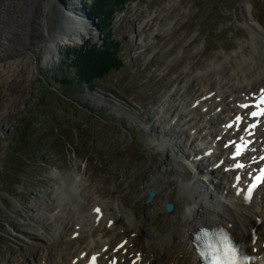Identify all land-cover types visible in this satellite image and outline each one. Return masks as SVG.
<instances>
[{"label": "rangeland", "instance_id": "obj_1", "mask_svg": "<svg viewBox=\"0 0 264 264\" xmlns=\"http://www.w3.org/2000/svg\"><path fill=\"white\" fill-rule=\"evenodd\" d=\"M85 3L97 17L100 35H91L79 46L62 47L54 67L47 68L36 58L31 67L0 77V121L8 126L0 137V264H28L38 254L66 255L69 241L81 240L55 237L52 218L43 219L29 209L19 227L39 240L32 244L13 234L12 220L23 211L15 207V199L45 207L50 198L42 191L56 181V170L85 174L88 186L110 201L111 210L119 199L141 225L148 226L152 218L156 230L167 232L172 223L165 208L152 217L146 214L163 201L150 204L153 185L144 183L157 164L172 167V184L178 171L171 163L176 158L155 151L153 133L148 136L142 122L152 124L155 117H163L158 106L177 79L196 76L212 58L224 61L242 50L251 35L245 5L250 6L254 21L264 25V0H117L105 8L103 17L94 0ZM87 43L96 51L114 45L118 67L104 68L102 76L93 78L83 74L84 79L77 66L90 70L105 63L97 54L92 56L94 63L80 62ZM245 53L250 55L249 50ZM116 222L115 228L125 229V238L142 249V234L128 227L123 216ZM105 227L113 232L111 225ZM161 233L160 239L169 242Z\"/></svg>", "mask_w": 264, "mask_h": 264}, {"label": "bare ground", "instance_id": "obj_2", "mask_svg": "<svg viewBox=\"0 0 264 264\" xmlns=\"http://www.w3.org/2000/svg\"><path fill=\"white\" fill-rule=\"evenodd\" d=\"M65 3L67 6L62 0H0V77L4 72L14 75L31 67L36 58L47 68L54 67L60 61L62 47L79 46L96 35V24L76 12L81 9L84 13L83 1L65 0ZM244 10L251 35L242 43L241 51L225 58L226 62L231 60L230 65L215 57L202 65L196 76L177 79L158 106L163 117H155L152 124L142 122L148 136L153 133L150 136L153 144L149 140L155 151L176 158L171 163L178 171L172 184L169 179L172 167L157 164L153 165L149 181L144 183V186L152 183L150 191L157 190L154 201H163L153 211L148 208L146 214L152 217L168 202L173 204L168 211L172 223L169 230L165 233L156 230L152 218L148 226L141 225L135 213H127L130 209L119 199L113 201L115 210H111L110 201L88 186L85 174L56 170V181L42 191L50 198L45 207L37 208L33 203L15 199V207L23 211L16 212L12 220L13 234L32 244L39 240L36 234L19 227L29 209L43 219L52 218L55 237L65 235L72 241L81 240L69 241L72 245L66 249V255L59 253L56 257L48 253L43 258L38 254L28 264H89L91 255L104 256L100 264H108L110 250L124 241L127 254L123 264H131L129 257L134 259L136 254L142 258L140 264H200L192 242L193 233L202 225L227 227L241 244L243 264H264V184L250 198H246L245 189V181L251 179L248 173L257 166L249 161L252 156L258 160L264 148V117L249 137L255 138L254 143L240 158L248 165L243 170L231 169L236 161L231 158L235 148L230 142L248 134L243 131L246 125L235 123L233 128L226 127L236 115L245 116L253 109L244 110L238 105L255 103L264 90V25L254 21L248 4ZM139 40L146 41L142 34ZM7 127V122L1 120L0 137ZM238 173L243 175L240 182L235 179ZM97 207L101 209L99 215L95 212ZM119 216L124 217L128 227L142 234V249H136L132 239L125 238V229L115 228ZM106 224L112 226L111 234ZM159 233L169 237V242L162 241ZM174 237L175 242L171 241ZM155 251L159 255L155 256Z\"/></svg>", "mask_w": 264, "mask_h": 264}, {"label": "snow or ice", "instance_id": "obj_3", "mask_svg": "<svg viewBox=\"0 0 264 264\" xmlns=\"http://www.w3.org/2000/svg\"><path fill=\"white\" fill-rule=\"evenodd\" d=\"M240 108L244 110H248L250 108H254L257 110H252L248 112L245 116L236 115L235 116V123L240 125H246L243 128V131H247L249 136L254 135L255 129L258 127V123L260 122V118L264 117V90H261V94L259 96V99L256 100L255 103H243L238 105ZM248 121H253L251 123H248ZM234 124H228L226 125L227 128H233ZM240 129H237L239 131ZM240 139H243V136L240 137ZM230 143H235L234 141ZM250 148L251 145L254 143V141H248ZM228 145H226L227 147ZM244 156V153L240 151V146H236L235 152L232 155V159L236 161L232 166V170H243L248 165L244 162H241L240 158ZM260 162H264V155H260L259 159L257 160L256 156H252L249 163H255L259 164ZM223 163V161H221ZM255 171V169H253ZM258 171L260 175H257L254 177V180H259L261 183H264V167H259ZM249 176H252V172L248 173ZM237 182H240L242 180L241 175H237L235 177ZM258 185L255 182H252L250 186L246 189L247 191V197L250 198L253 194V190ZM95 212L99 215L101 213V209L97 207L95 209ZM220 241L223 247L221 249H216L210 256L209 264H238L239 256L242 255V252L237 244L234 243V241L230 238L229 234L227 232L222 231L220 233ZM127 241H124L122 243H119L117 246H114L110 250V255L107 257L108 264H123V257L127 254ZM105 252L108 253L109 250L105 249ZM203 255H208L207 253ZM104 256H98V255H91L89 257V264H100V260L104 259ZM131 264H140L141 257L136 254L135 258H131ZM248 259H251V257H248Z\"/></svg>", "mask_w": 264, "mask_h": 264}, {"label": "trees", "instance_id": "obj_4", "mask_svg": "<svg viewBox=\"0 0 264 264\" xmlns=\"http://www.w3.org/2000/svg\"><path fill=\"white\" fill-rule=\"evenodd\" d=\"M117 0H94V7L95 10H98L96 12H98L99 16L103 17L102 12H104L105 8L110 7L111 5H116ZM101 13V14H100ZM112 42V41H111ZM118 45H120V43H118ZM86 48V52L85 54H83L81 56V61L82 63H86L87 61L94 63L93 61L96 59V57H92L93 54H97V57L102 58V60L105 62L103 63V67L101 66H95V69H90L85 67V69H82L83 65H79L77 66V72L82 76L83 74H86L89 78H93L96 77V75H103V72L107 69H109V66H113V68H117L118 67V61L119 58L117 56V49L115 48L114 45H103L101 48H99L97 51L95 49L90 48L89 43L86 44V46L84 47ZM90 48V49H89ZM120 62V61H119ZM93 68V66H92ZM104 68H106L104 71H102ZM97 70V71H96ZM81 71V72H80ZM102 71V72H101ZM92 72V73H91ZM101 73V74H100ZM94 74V75H93ZM84 75L82 76L84 79H87V76ZM93 75V76H91ZM105 75V74H104ZM82 79V80H84ZM65 85H71V83H69V81H65Z\"/></svg>", "mask_w": 264, "mask_h": 264}, {"label": "water", "instance_id": "obj_5", "mask_svg": "<svg viewBox=\"0 0 264 264\" xmlns=\"http://www.w3.org/2000/svg\"><path fill=\"white\" fill-rule=\"evenodd\" d=\"M82 1H83L82 6H83V9L85 10L84 13L82 12L81 9H80V11L79 10H76V12L77 13L79 12V14H80L81 17H83V16L86 17L87 18L86 19L87 22H89V20H92L93 23H95L96 24V27H97V33L96 34H99L100 35V33L102 32V29H101L100 25L98 24L96 15L89 9V7L87 6V4L85 3V0H82ZM62 3L64 4V6L66 5L65 0H62ZM64 9H65V7H64ZM156 193H157V190L156 189L152 190L149 193L148 202H151L153 200V197H154V195ZM165 207H166V210L167 211H171L173 209V204L168 202L165 205Z\"/></svg>", "mask_w": 264, "mask_h": 264}]
</instances>
